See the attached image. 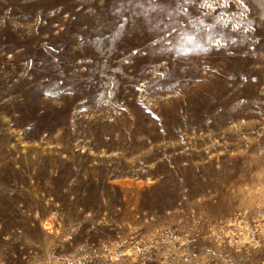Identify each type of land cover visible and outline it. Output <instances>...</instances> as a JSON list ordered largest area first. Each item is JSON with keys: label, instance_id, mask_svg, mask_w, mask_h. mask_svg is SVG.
Returning a JSON list of instances; mask_svg holds the SVG:
<instances>
[{"label": "rangeland", "instance_id": "374dc122", "mask_svg": "<svg viewBox=\"0 0 264 264\" xmlns=\"http://www.w3.org/2000/svg\"><path fill=\"white\" fill-rule=\"evenodd\" d=\"M0 264H264V0H0Z\"/></svg>", "mask_w": 264, "mask_h": 264}]
</instances>
